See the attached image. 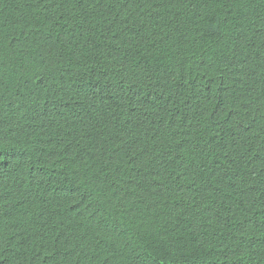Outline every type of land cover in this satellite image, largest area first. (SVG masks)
I'll list each match as a JSON object with an SVG mask.
<instances>
[{
  "label": "trees",
  "instance_id": "trees-1",
  "mask_svg": "<svg viewBox=\"0 0 264 264\" xmlns=\"http://www.w3.org/2000/svg\"><path fill=\"white\" fill-rule=\"evenodd\" d=\"M0 264H264V0H0Z\"/></svg>",
  "mask_w": 264,
  "mask_h": 264
}]
</instances>
